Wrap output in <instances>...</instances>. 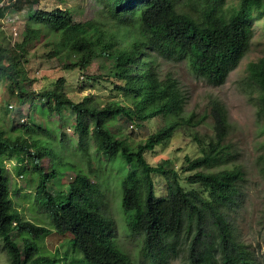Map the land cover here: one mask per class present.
<instances>
[{"label":"trees","instance_id":"trees-1","mask_svg":"<svg viewBox=\"0 0 264 264\" xmlns=\"http://www.w3.org/2000/svg\"><path fill=\"white\" fill-rule=\"evenodd\" d=\"M103 1L116 29L93 20L75 22L67 9L56 8L36 11L31 18L34 27L24 36L23 46H27L41 35L42 27L58 34L56 53L75 56L69 68L84 70L99 57L112 60L115 90L133 100L130 105L102 104L93 96L74 101L57 89L43 93L42 107L49 116L62 117L65 110L74 113V139L61 127L26 131L4 125L8 109L0 115V237L10 264H172L176 260L180 264H261L234 225L233 217L244 204L242 168L195 171L237 157L225 142L231 124L221 103L213 106L215 140L202 148V155L188 158L182 169L195 171L187 181L199 184L207 195L186 189L180 173L165 166L168 161L153 165L146 154L170 139L180 125L201 122L194 121V114L182 115L185 94L173 73L160 74L157 57L187 60L197 77L213 85L225 83L251 47L264 0H238L231 6L227 0ZM2 2L0 19L13 4ZM24 2L16 0L19 7ZM23 76L20 56L0 42V83H10L14 93ZM246 86L259 93L264 114V55L247 64ZM158 116L170 121L135 147L109 126L115 118L142 123ZM47 157L50 166L45 167ZM6 159L17 161L18 175L36 181L34 200L49 216L52 229L15 220ZM83 164L84 175L96 176L98 185L70 183L67 189L52 190L51 182L62 167L71 166L82 174ZM261 165L264 174V155ZM154 174L167 183L164 196L158 195ZM109 179L121 189L120 219L110 214L99 188ZM53 230L72 235V253L39 251L38 241ZM128 244L136 246V254Z\"/></svg>","mask_w":264,"mask_h":264},{"label":"rangeland","instance_id":"rangeland-1","mask_svg":"<svg viewBox=\"0 0 264 264\" xmlns=\"http://www.w3.org/2000/svg\"><path fill=\"white\" fill-rule=\"evenodd\" d=\"M8 9L6 16L0 19V42L20 56L23 76L19 88L11 93L10 83H0V115L8 109L3 124L18 127L28 131L32 128L49 126L61 127L70 137L76 138L72 125L75 121L74 113L65 110L60 117L57 113L49 116L45 100L41 95L47 91L62 90L74 101H81L86 96H93L102 104L117 102L126 105L132 103L131 96L115 90L113 86L114 63L107 58H95L86 69L69 68L67 64L75 56L67 52L56 53L58 34L46 32L33 39L27 46H23L24 36L34 24L31 18L36 11H53L56 8L67 9L75 22L98 21L101 26L116 29L115 23L108 14L103 0H25L23 7H19L16 0ZM16 3V4H14ZM238 0H227V5H236ZM127 44V42H126ZM23 50V51H22ZM264 55V14L254 25V37L251 47L240 64L230 73L227 81L221 85H213L205 78L197 77L191 64L187 60L173 61L158 56V70L163 76L167 72L173 73L178 79L185 94L184 117L194 114V121L201 120L198 125H180L173 136L154 151L147 152V160L157 165L165 163L180 173L181 183L186 189H197L207 195L199 184H190L187 176L195 171H217L221 168L240 167L244 180L241 189L244 197L242 208L234 215L235 228L243 242L255 251L261 264H264V174L262 172V156L264 155V114L261 112L259 93L246 86L247 64ZM24 97L20 98L21 92ZM215 103H221L231 124L230 131L225 138L234 151L235 160L226 161L212 168L185 172L183 167L187 159H194L202 155V148L215 140L214 112ZM10 105H13L10 107ZM170 118L158 116L139 123L135 120L113 119L110 129L127 137L132 147L146 140L153 132L163 127ZM44 166H50L49 157L44 159ZM15 220L21 219L52 229V223L46 212L34 200L36 181L28 180L17 174V161L6 159ZM82 166V164H80ZM83 172L71 166L62 167L61 173L51 182L54 192L67 189L70 183L90 187L98 185V178L85 176L87 169L83 164ZM75 169V170H74ZM108 173V172H107ZM159 196H164L167 189L165 179L153 175ZM105 193V200L110 214L120 219L122 213L121 189L115 180L99 185ZM123 233H121L122 237ZM123 240L125 238H122ZM20 243L22 242L19 239ZM125 242V241H123ZM73 237L70 233L51 234L38 241L39 251L43 254L62 255L65 251L72 253ZM127 244V243H126ZM133 254L135 245H129ZM176 260L172 264H180ZM0 264H10V257L4 241L0 237Z\"/></svg>","mask_w":264,"mask_h":264},{"label":"built area","instance_id":"built-area-1","mask_svg":"<svg viewBox=\"0 0 264 264\" xmlns=\"http://www.w3.org/2000/svg\"><path fill=\"white\" fill-rule=\"evenodd\" d=\"M5 1H9V0H3V2H5ZM3 2H2V3H3ZM2 3H1V4H2ZM12 106H13V105H10V107H12Z\"/></svg>","mask_w":264,"mask_h":264}]
</instances>
